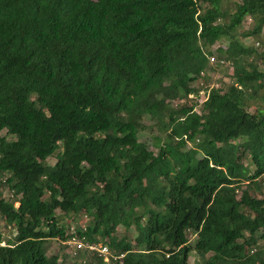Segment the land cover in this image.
<instances>
[{
    "label": "trees",
    "instance_id": "1",
    "mask_svg": "<svg viewBox=\"0 0 264 264\" xmlns=\"http://www.w3.org/2000/svg\"><path fill=\"white\" fill-rule=\"evenodd\" d=\"M224 1L0 0V264H264V0Z\"/></svg>",
    "mask_w": 264,
    "mask_h": 264
},
{
    "label": "rangeland",
    "instance_id": "2",
    "mask_svg": "<svg viewBox=\"0 0 264 264\" xmlns=\"http://www.w3.org/2000/svg\"><path fill=\"white\" fill-rule=\"evenodd\" d=\"M239 0H225L224 4L227 8H232L233 4L235 2H238ZM251 24V20L249 17H246L242 23L241 28L239 29V31L244 30L245 28H248ZM242 41L245 44H255L257 46L256 41L253 38H244L242 39ZM220 45H225V43L218 41L215 45H214V49L217 48ZM209 62L210 65L212 66V68H210L208 70V75H209V80L205 81L202 78H198V80H196L192 85L198 86V87H202L203 89L199 90L198 92V100L199 101H203L206 99L207 97V92L206 90L211 88L212 86L214 87H222L225 88V85L229 84L231 82V78L230 75L232 73V68L229 64H218L216 63V57L214 56V59L211 60L209 58ZM190 98H193L192 95L189 96ZM143 123L148 126V124L150 123L148 118H144ZM148 129V128H147ZM6 131L2 130L1 134H5ZM156 134V131L153 129V131L150 129L149 130H144L142 131V135L144 139H147L148 141L151 140V137L153 135ZM11 137V136H9ZM151 149L153 151H156V148L153 146H150ZM48 163L52 164L55 159L54 158H48L47 159ZM259 182H260V186H261V190H264V176H261L259 178ZM2 192V196L4 198H10V192L8 191L7 188H2L1 189ZM259 194V192H257ZM18 202H15L14 205L18 206ZM58 214H60L59 211H57ZM63 217V215H62ZM63 222L64 224L69 225L70 229L71 227H75V226H84L86 223H88V217L85 214H80V215H76V216H72L70 215L68 216H64L63 217ZM70 223V224H69ZM133 233V229L131 228L129 232H127V234L129 236H131V234ZM14 234V230L12 228L7 227L4 222H0V238L2 239L1 244H5L6 242H11L13 239V235ZM124 234V229L122 227H118L115 231V235L117 237H121ZM128 236V237H129ZM132 238V237H131ZM193 237H191L192 239ZM193 240V239H192ZM108 245V243H106ZM62 245V248H61ZM48 253L49 254H54V253H59L60 256H62V254H68L69 257L67 260H65V263H67L68 261H70L72 259L73 256V248H71V246L67 245L65 243H60L59 241H51L48 247ZM111 254L114 255V252L111 250ZM89 256H95L94 254H91ZM91 259V264H96L97 260L95 258ZM63 260V258H60ZM189 263L193 264L194 262H196L197 256L192 252L189 254ZM109 262V261H106Z\"/></svg>",
    "mask_w": 264,
    "mask_h": 264
},
{
    "label": "built area",
    "instance_id": "3",
    "mask_svg": "<svg viewBox=\"0 0 264 264\" xmlns=\"http://www.w3.org/2000/svg\"><path fill=\"white\" fill-rule=\"evenodd\" d=\"M211 60L214 59V56L210 57ZM71 246L74 250H87L89 253L95 254L102 258L104 261H109L112 258H116V256L111 254V250L109 246L103 242H89L84 241L82 238H72L66 242Z\"/></svg>",
    "mask_w": 264,
    "mask_h": 264
}]
</instances>
